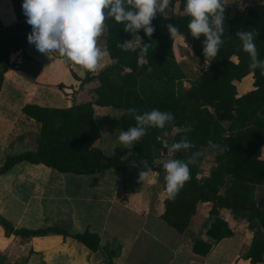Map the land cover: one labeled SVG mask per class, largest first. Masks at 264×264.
<instances>
[{"label":"trees","instance_id":"trees-1","mask_svg":"<svg viewBox=\"0 0 264 264\" xmlns=\"http://www.w3.org/2000/svg\"><path fill=\"white\" fill-rule=\"evenodd\" d=\"M10 2L17 22L6 27L0 22V85L4 72L14 65L10 56L16 52L27 56L31 45L27 42L31 28L22 14L21 0ZM184 3L185 0H180V8ZM124 6L130 7L127 3ZM169 17L156 16L152 20L155 31L151 37H145L143 29L134 33L125 31L124 25L114 20L105 21V48L112 62L95 76L89 70L83 78L72 72L77 86L70 89L73 102L68 107L25 104L22 112L40 124L37 149L6 156L0 165V174L21 161L41 163L58 172L76 175L109 167L121 168L128 163L138 164L142 170L165 172L164 160L187 161L193 153H199L195 162L189 164L190 179L176 197L169 200L164 191L158 217L178 234L185 235L198 205L205 204L209 224L206 235L215 243L233 234L227 220L219 217V210L226 209L251 233L244 258L252 264L259 263L264 255V190L256 195V187H264V74L259 67L249 68L250 59L242 50L236 33H254L258 59H264V0H252L244 9L234 10L231 17L224 16L222 44L211 60H205L202 54L203 36L198 39L191 36L187 27L190 17L186 14ZM167 23H173L178 29L175 37L168 34ZM183 38L188 40L187 49L197 57L198 63L207 65L192 80L184 78L176 58V48L182 45ZM125 41L129 43L128 50L121 47ZM144 43L148 44V50L140 59L138 53ZM249 74L252 86L239 93L234 81ZM93 79L98 84L87 96L75 98L74 95L81 93ZM106 106L123 110V131L136 123L128 109H135L136 114L153 109L167 111L174 120L163 129L147 128L145 135L132 146L134 153L125 159L120 148L106 156L96 143L100 132L94 121L95 109ZM180 127L190 131L178 132L176 128ZM167 136L169 141L165 140ZM182 136H186L193 147L171 151L166 156V145L170 149ZM158 137L164 142L157 140ZM208 141L225 150L210 149ZM204 149L210 151L214 162L207 175L200 174ZM160 158L158 163H153ZM0 224L6 232L23 238L50 232L69 235L54 227L14 229L2 218ZM71 237L91 251L100 246L99 236L88 230ZM192 241V251L200 256L211 250V242L199 238Z\"/></svg>","mask_w":264,"mask_h":264},{"label":"crops","instance_id":"crops-1","mask_svg":"<svg viewBox=\"0 0 264 264\" xmlns=\"http://www.w3.org/2000/svg\"><path fill=\"white\" fill-rule=\"evenodd\" d=\"M184 7L185 3L180 8V0H172L169 16L185 15ZM0 22L5 27L17 22L10 0H0ZM105 35L104 29L98 47L105 55L92 76L112 62L105 48ZM187 43L183 38L176 48L177 60L182 58L179 48L187 47ZM10 60L14 65L4 72L0 85V165L8 155L37 149L40 124L24 114L22 107L70 106V89L77 86L72 72L83 78L87 71L63 56L40 54L34 45H30L27 56L16 52ZM97 84L96 79L91 80L74 97L87 96ZM123 113L111 106L95 109L94 121L100 132L96 143L106 156L117 148L122 149L123 159L134 153L133 148L125 149L117 141L123 131ZM165 153H171L168 146ZM165 175L164 171L142 170L135 163L83 175L61 173L41 163H15L0 174V218L14 229L54 227L69 235L50 232L23 238L6 232L0 224V264H252L244 258L251 233L226 209L219 210V217L227 220L233 234L215 243L206 235L209 224L205 204L198 205L185 235L158 217ZM258 188L261 193L264 190L257 186L256 195L261 194H257ZM85 230L99 236L97 250L91 251L71 237ZM193 238L211 242L209 253H194ZM256 264H264V255Z\"/></svg>","mask_w":264,"mask_h":264},{"label":"clouds","instance_id":"clouds-1","mask_svg":"<svg viewBox=\"0 0 264 264\" xmlns=\"http://www.w3.org/2000/svg\"><path fill=\"white\" fill-rule=\"evenodd\" d=\"M171 2L172 0H21V10L26 18L25 22L31 28L27 42L34 45L38 53L45 56L48 53L60 55L67 61L95 71L98 61L105 55L98 47V38L103 35L105 21L114 20L123 24L125 31L134 33L143 29L144 36L151 37L155 31L152 20L158 13L169 19ZM126 3L130 5L129 8L124 6ZM223 9L222 0L185 2L184 12L190 17L187 27L193 38L203 36L202 54L205 60L215 58L222 44ZM165 27L170 36L175 37L178 34V29L173 23H167ZM254 35L250 31L236 33L242 50L250 59L249 68L255 70L259 67L261 74H264V59H258ZM121 47L128 50L129 43L125 41ZM147 50L148 44H142L138 53L140 59L144 58ZM128 112L133 114L135 126L120 131L117 136V141L124 145L125 149H131L145 135L147 128L163 129L174 120L172 113L157 109L141 114H136L135 109H128ZM176 129L183 133L190 131L185 127ZM208 146L212 150H225L212 141H208ZM192 147L187 137L182 136L178 142L171 144L170 151ZM198 155L199 153H193L187 161H163L162 166L166 172L164 191L169 200L174 199L190 179L189 164L194 163Z\"/></svg>","mask_w":264,"mask_h":264},{"label":"rangeland","instance_id":"rangeland-1","mask_svg":"<svg viewBox=\"0 0 264 264\" xmlns=\"http://www.w3.org/2000/svg\"><path fill=\"white\" fill-rule=\"evenodd\" d=\"M251 2H252V0H239L237 3L235 1L234 2L235 10L236 9L242 10ZM186 41H188V40L186 39ZM179 55H181L182 58L180 60H178V65H179L181 71L183 72L185 79H188V80L195 79L206 68L205 64H199L198 63L197 57L194 56L192 53H190L186 46L179 48ZM234 83L236 85L238 92L243 93L244 91H246L247 89H249L252 86L251 75L249 74L240 80H236V81H234ZM223 124L226 125V122H224ZM203 153H204L203 154L204 159H203V162H202V165L200 168V174L206 173L208 171V169L211 166H213V156L210 154V151L208 149H204ZM262 155L264 156V140H263V144H262ZM258 193H261V188L257 189V194Z\"/></svg>","mask_w":264,"mask_h":264},{"label":"built area","instance_id":"built-area-1","mask_svg":"<svg viewBox=\"0 0 264 264\" xmlns=\"http://www.w3.org/2000/svg\"><path fill=\"white\" fill-rule=\"evenodd\" d=\"M236 0H222V3L224 4V9H223V16L225 17H231L234 10H235V5L234 2ZM157 140L164 142L163 138L158 137Z\"/></svg>","mask_w":264,"mask_h":264}]
</instances>
